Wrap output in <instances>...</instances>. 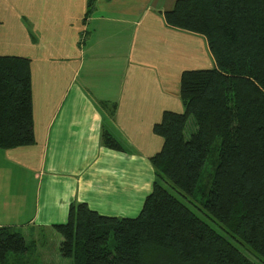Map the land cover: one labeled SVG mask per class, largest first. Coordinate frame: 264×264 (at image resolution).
Returning <instances> with one entry per match:
<instances>
[{
    "label": "crops",
    "instance_id": "crops-1",
    "mask_svg": "<svg viewBox=\"0 0 264 264\" xmlns=\"http://www.w3.org/2000/svg\"><path fill=\"white\" fill-rule=\"evenodd\" d=\"M174 2L93 0L86 14L88 0H0V55L31 61L35 136L0 149V227L42 244L46 230L59 248L73 201L138 215L162 146L154 123L183 111V70L215 65L202 35L167 25ZM103 129L122 150L102 145Z\"/></svg>",
    "mask_w": 264,
    "mask_h": 264
},
{
    "label": "trees",
    "instance_id": "trees-1",
    "mask_svg": "<svg viewBox=\"0 0 264 264\" xmlns=\"http://www.w3.org/2000/svg\"><path fill=\"white\" fill-rule=\"evenodd\" d=\"M163 15L202 35L215 65L183 70V111L165 110L154 123L162 146L149 157L154 180L138 215H102L73 201L67 221L54 225L59 253L70 264H256L174 189L183 197L199 190L207 215L264 261V0H175ZM100 138L123 149L104 129ZM34 143L31 61L0 55V149ZM28 250L21 233L0 227V264Z\"/></svg>",
    "mask_w": 264,
    "mask_h": 264
},
{
    "label": "rangeland",
    "instance_id": "rangeland-1",
    "mask_svg": "<svg viewBox=\"0 0 264 264\" xmlns=\"http://www.w3.org/2000/svg\"><path fill=\"white\" fill-rule=\"evenodd\" d=\"M85 38V37H82ZM187 124L185 135L188 136L191 129H193V125L190 122ZM210 164L207 163L204 171H203V179L200 182L205 183L206 179L204 178L207 173L210 172ZM170 191L181 199L186 205H188L202 220L208 223L213 229H215L218 233L228 238L250 261L256 264H264V261L261 257L256 254L247 243L242 240L236 239L228 232L223 225H221L218 221L208 216L205 212V209L202 206V195L199 190H197L193 196L183 197L179 190L170 189ZM59 234V233H57ZM38 239L40 242L43 241L44 244L38 243V240L33 242H28L29 250L24 254H14L9 253V261L12 264H69L70 259L64 258L60 255L57 257L58 248L55 245V236H52L46 230L40 232ZM59 258V259H57Z\"/></svg>",
    "mask_w": 264,
    "mask_h": 264
}]
</instances>
